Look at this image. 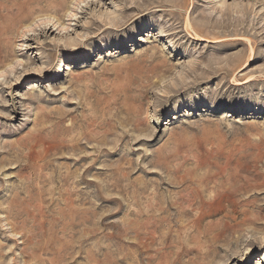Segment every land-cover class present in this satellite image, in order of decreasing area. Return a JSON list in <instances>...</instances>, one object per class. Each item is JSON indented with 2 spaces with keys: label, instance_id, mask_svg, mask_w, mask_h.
Returning a JSON list of instances; mask_svg holds the SVG:
<instances>
[{
  "label": "rangeland",
  "instance_id": "obj_1",
  "mask_svg": "<svg viewBox=\"0 0 264 264\" xmlns=\"http://www.w3.org/2000/svg\"><path fill=\"white\" fill-rule=\"evenodd\" d=\"M0 264H264V0H0Z\"/></svg>",
  "mask_w": 264,
  "mask_h": 264
}]
</instances>
